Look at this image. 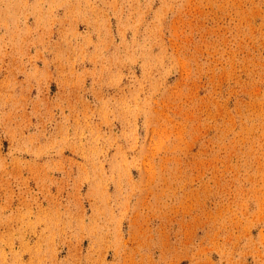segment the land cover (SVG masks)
<instances>
[{"label":"rangeland","instance_id":"374dc122","mask_svg":"<svg viewBox=\"0 0 264 264\" xmlns=\"http://www.w3.org/2000/svg\"><path fill=\"white\" fill-rule=\"evenodd\" d=\"M0 264H264V0H0Z\"/></svg>","mask_w":264,"mask_h":264}]
</instances>
